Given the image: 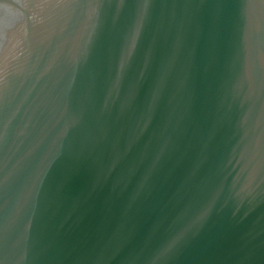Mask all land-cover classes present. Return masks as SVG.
Masks as SVG:
<instances>
[{
  "label": "water",
  "instance_id": "95a60500",
  "mask_svg": "<svg viewBox=\"0 0 264 264\" xmlns=\"http://www.w3.org/2000/svg\"><path fill=\"white\" fill-rule=\"evenodd\" d=\"M0 264H264V0H0Z\"/></svg>",
  "mask_w": 264,
  "mask_h": 264
}]
</instances>
